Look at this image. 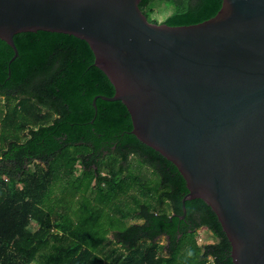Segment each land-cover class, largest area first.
<instances>
[{
  "label": "trees",
  "instance_id": "16d2710c",
  "mask_svg": "<svg viewBox=\"0 0 264 264\" xmlns=\"http://www.w3.org/2000/svg\"><path fill=\"white\" fill-rule=\"evenodd\" d=\"M156 1L172 9L161 22L187 25L222 0H140L158 23ZM13 40L9 63L0 39V264H233L211 207L186 200L181 217L176 166L131 133L122 101L98 96L114 87L88 43L43 30ZM200 228L216 241L198 244Z\"/></svg>",
  "mask_w": 264,
  "mask_h": 264
},
{
  "label": "water",
  "instance_id": "95a60500",
  "mask_svg": "<svg viewBox=\"0 0 264 264\" xmlns=\"http://www.w3.org/2000/svg\"><path fill=\"white\" fill-rule=\"evenodd\" d=\"M140 0H0V39L85 40L140 141L182 175L225 233L233 264H264V0H222L193 24L149 21ZM10 74V70H8ZM93 98V106L96 108Z\"/></svg>",
  "mask_w": 264,
  "mask_h": 264
},
{
  "label": "rangeland",
  "instance_id": "374dc122",
  "mask_svg": "<svg viewBox=\"0 0 264 264\" xmlns=\"http://www.w3.org/2000/svg\"><path fill=\"white\" fill-rule=\"evenodd\" d=\"M171 8L169 6L166 5V3L164 2H159L156 1L154 6H153V13L152 16L157 18L158 21H162L168 14H170L171 12ZM4 101L2 100V98L0 97V104H3ZM145 174L150 175V170H147V172ZM147 176V175H146ZM59 189L56 188L55 192L53 194H51V198H50V204L54 203L55 201V196H60L59 194ZM127 199L129 200L130 197L128 196ZM76 206H72V208H75ZM129 222H132L134 220H129ZM36 227L35 223L31 224V228L34 229ZM199 238H198V244H204V243H210V242H214L216 241V238L213 236V234L209 231L206 230L204 228H200L197 230ZM109 236H111V234L109 233Z\"/></svg>",
  "mask_w": 264,
  "mask_h": 264
}]
</instances>
